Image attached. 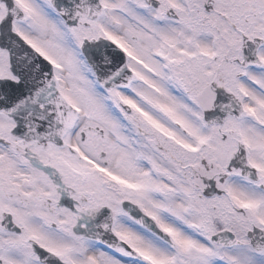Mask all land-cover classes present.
Listing matches in <instances>:
<instances>
[{
  "label": "snow or ice",
  "instance_id": "obj_1",
  "mask_svg": "<svg viewBox=\"0 0 264 264\" xmlns=\"http://www.w3.org/2000/svg\"><path fill=\"white\" fill-rule=\"evenodd\" d=\"M0 264H264V0H0Z\"/></svg>",
  "mask_w": 264,
  "mask_h": 264
}]
</instances>
